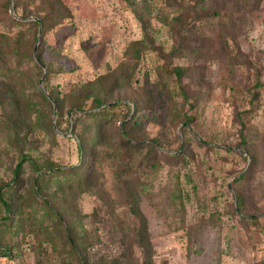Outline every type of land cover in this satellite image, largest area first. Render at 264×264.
<instances>
[{
  "label": "rangeland",
  "instance_id": "rangeland-1",
  "mask_svg": "<svg viewBox=\"0 0 264 264\" xmlns=\"http://www.w3.org/2000/svg\"><path fill=\"white\" fill-rule=\"evenodd\" d=\"M54 1L67 17L37 39L34 17ZM2 2L0 192L18 206L4 219L12 233L0 220V264H141L142 217L150 264H264V0ZM95 97L111 121L70 110L95 111ZM77 134L101 141L93 161ZM28 160L46 173V198L31 194ZM50 165L89 182L67 186Z\"/></svg>",
  "mask_w": 264,
  "mask_h": 264
},
{
  "label": "trees",
  "instance_id": "trees-1",
  "mask_svg": "<svg viewBox=\"0 0 264 264\" xmlns=\"http://www.w3.org/2000/svg\"><path fill=\"white\" fill-rule=\"evenodd\" d=\"M54 3H50L49 4V6L47 8L48 12L45 13L43 16H41V17L40 16L39 17L35 16L34 17V20H35L36 24L38 26H40L42 29H44L45 25L48 23V22H46L48 18L50 20V24H57V23L62 22V20L67 17L66 16L67 9H65L66 7L62 6V4H59V3L55 2V1H54ZM7 4H8V0H6V2H2L3 6L7 7ZM56 4L60 5V7L57 6ZM20 15L22 17H24V18L29 16L25 12H23ZM10 17H11V15H10ZM15 18L16 17L13 16L12 20L15 21L16 23L21 22V21H18L17 19L15 20ZM172 71L175 73V75H180L182 73L183 69L181 67H175V68L172 69ZM41 83H42V81H41ZM49 95L51 96V98L55 102L57 101V95L58 94L54 95V94L49 93ZM89 96L90 95L87 93L85 98H88ZM40 97L42 98L44 103H49V98L43 93V91L40 92ZM92 100L94 101V104H95L93 106L94 108H96L95 111H92V112L84 111L83 112V110H82L83 108L79 104L73 105L70 110H73V111L79 110V111H81L83 113L82 115H86V114L90 115L92 117V120L96 119V121H99V123H106V122L111 121V118L113 116H111V112L108 109L109 107L102 106V103H103L102 99L95 97ZM133 104L135 105L136 102L133 101ZM27 105H28V107H31L33 104L31 103L30 100H28ZM56 112H58V111L56 110ZM67 116H70V113H68ZM120 129H122V128L120 127ZM123 134H125V137H122V135H120V133L118 135H119V140L122 141L121 145L124 147V146L128 145V142H131V140H130V137H128L126 135V132L124 130H123ZM98 136H99V134H98ZM76 137H77L76 138L77 151L80 152V154H83V156L88 157V158L84 157V159H88V160H90V162L93 161L94 158H95V156H94L95 152L93 150V147H95V145L97 143L101 142L99 140V138H97V140L99 142H96V143L94 142V144H90L89 145L88 142L84 140V138H83L84 135L83 134H77ZM24 159L27 160L26 156H22L21 159L15 164V166H14V168L12 170V178H11L10 181H15L16 180L17 175L21 171V163L23 162ZM28 162L32 166V170H34V173L35 174L37 173L36 176H34V178H33V184L31 186V194L35 195L36 197H39L40 199H42L43 197L46 198V196H44L45 195V193H44L45 190L43 189L44 185L42 184V182H40L41 179H43V176L44 177L46 176V173L45 172H40L39 171L40 169L38 167H36V165L34 164V162L32 160H28ZM85 163H86V161H85ZM47 170L51 171V175L56 173V172H58V174L60 173L62 175V177H63V181L66 182V185L68 186L69 182L71 181L72 184L75 186V187L73 186L75 189L81 188L83 185H85L86 183L89 182V176H88L87 173L83 174V175H81L79 177H75L74 176V175L79 174L78 172H76L78 170H70V168L59 169L58 167H52L51 165L45 171H47ZM63 181H56V183H57L56 186H60V184L63 183ZM11 195H12V192H11ZM235 199H236L237 205H238L239 202H238L237 196H236ZM15 205L18 206L16 200H13L12 198H9V199L3 198L2 197V193L0 192V206H1V209H2V215L0 216V220L3 222L4 227H6V231L10 232V233H12L13 231H11V229L9 227H12L13 223L8 224V221H4V219L12 220L11 215L9 214V211H10L9 210V206H15ZM54 205H56V204L54 203ZM47 206H48V202H47ZM47 208H49V206ZM17 212H19V214L21 213L20 210L19 211L16 210V212H13V213L16 214ZM26 213H28V212H26ZM28 214L29 215L27 217V220H28V218H32L34 220V222L27 221V224H25L26 231L29 230V231L33 232L36 228L39 227L41 222L39 220L37 221L35 219V217L33 215L34 213H32L31 211ZM53 214H54L55 218L60 222L61 227L64 229V234L66 236L74 235V228L72 227V223L68 222L66 220V218L63 217L60 214V212L58 210H56V209L53 211ZM13 217H14V215H13ZM14 220L15 219H13V221ZM139 222H141L139 224L138 229H137V234L139 235V240H138L139 242L137 241L136 243L137 244L139 243L138 246L141 249V252H140L141 253V261H142L141 264H150L151 263V254L152 253H151V246H150V242H149V239H148V233H147V228H146V225H145L144 218L142 217L139 220ZM14 232H15V230H14ZM83 234H86V232L84 231ZM92 237L93 236L91 234L89 239H92ZM86 245H87V243H86ZM88 245H90V244H88ZM2 246H3V248H2ZM77 246H78V243L77 244L75 243L74 244L75 251H77V249H78ZM82 247H84V249H85L86 248L85 244H83ZM1 249H2L3 255H6L8 253V251H9V249H7V247L4 246L2 243L0 244V250ZM79 259L81 260L82 264H87V256H81V257H79Z\"/></svg>",
  "mask_w": 264,
  "mask_h": 264
},
{
  "label": "water",
  "instance_id": "water-1",
  "mask_svg": "<svg viewBox=\"0 0 264 264\" xmlns=\"http://www.w3.org/2000/svg\"><path fill=\"white\" fill-rule=\"evenodd\" d=\"M9 10L10 11H12V6H11V4H10V6H9ZM38 35H39V26H38V31H37V39H38ZM38 64H41L40 62H38ZM41 67L43 68V74H42V76H41V78L39 79V81H38V83H39V85L41 86V81H42V79H43V77H44V73H45V67L41 64ZM42 89V88H41ZM43 90V89H42ZM43 93L49 98V95L43 90ZM53 109H54V105H53Z\"/></svg>",
  "mask_w": 264,
  "mask_h": 264
}]
</instances>
